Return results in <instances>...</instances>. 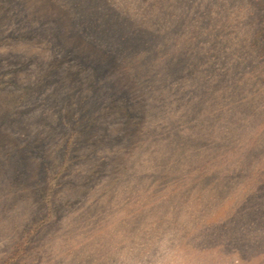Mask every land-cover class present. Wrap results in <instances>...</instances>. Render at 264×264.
<instances>
[{
    "label": "rangeland",
    "instance_id": "374dc122",
    "mask_svg": "<svg viewBox=\"0 0 264 264\" xmlns=\"http://www.w3.org/2000/svg\"><path fill=\"white\" fill-rule=\"evenodd\" d=\"M114 41L118 99L65 73L68 124L25 120L9 53ZM0 64V264H264V0H0Z\"/></svg>",
    "mask_w": 264,
    "mask_h": 264
},
{
    "label": "trees",
    "instance_id": "16d2710c",
    "mask_svg": "<svg viewBox=\"0 0 264 264\" xmlns=\"http://www.w3.org/2000/svg\"><path fill=\"white\" fill-rule=\"evenodd\" d=\"M15 2H19V0H15ZM51 22V21H50ZM49 22V23H50ZM72 23V22H71ZM49 29V31L51 30V35L52 36H57L58 33V29L56 27H47ZM86 28H84L83 26H81V31L86 32ZM36 28L32 29V32L30 34L35 33ZM72 28L67 31V36H74L72 35ZM82 32V33H84ZM90 34V33H89ZM91 35V34H90ZM58 38V37H57ZM56 38V40H57ZM117 39V37L115 38V40ZM102 44V41L99 39H95ZM67 41V39H66ZM117 41V40H116ZM106 44V43H105ZM117 44L115 41L110 43V44H106V46L110 47V50H107V56L105 57V59L97 61V62H93L92 64H87L84 65V59L80 57V59L78 57H76L72 52H73V47L72 45H70L69 47H67V51H59L57 52V54L49 57V59L47 61H43L45 64V66L40 67V71L39 73H37V76L35 77H28V81L25 83H22L20 81V76H21V72L28 70L27 72L30 73V69L31 67H34L39 65L41 60L39 58V60L36 57H29V58H25L23 56H19L17 54L14 53H9L5 58H4V70L5 68H10V73H12L11 75L8 76V80L5 81L6 86L13 88L15 90L19 91V95L14 97L16 99L15 101V105H17V109L22 112V116H25V120H30V121H34V117H29L28 116V110L29 109H33L31 111H33L34 113H37L35 120H44L46 117L49 118V116L52 114L53 117H59L63 123L65 125H67L68 123L64 120L65 119V107H66V103H67V97L69 96L71 91H76L78 88H80L82 86V79H76L74 80L72 86H70V84L68 82L64 83L61 87V85L58 87L57 85V79L59 77H64L65 73H69L70 76L75 75V73H84V71L86 72V78L89 80V88L91 87L92 94L95 95V93L97 91H99V89H103L104 91H111L112 92V97H109L110 100L111 99H118L120 92H116V91H112V86L111 84H114L115 81L112 79L110 82L105 81L104 79L106 77H109L110 75V70H111V61L113 62V58L116 59V57L114 56L115 52V48L114 45ZM104 51V50H103ZM106 51V50H105ZM68 54V56H65V59L63 57H61L60 54ZM57 55V56H56ZM59 56V57H58ZM73 56V57H71ZM22 58V59H19ZM68 61H67V60ZM14 60L16 61L15 64L10 63V65L6 66V64L8 62H14ZM66 62H69L70 64H76L73 65L75 67L76 70H72V65H68ZM79 63H82L81 66L79 65ZM2 64V62H1ZM0 64V75L4 74L7 71H4L1 67ZM78 65V67H77ZM110 67V68H109ZM7 70V69H6ZM87 70V71H86ZM9 73V72H8ZM20 74V75H19ZM32 74V72H31ZM30 74V75H31ZM23 75V74H22ZM66 75V74H65ZM72 78V77H69ZM55 81V83H53ZM57 82V83H56ZM61 88L63 90H61ZM80 91H77V93H79ZM33 94V96L29 97L27 96V94ZM65 96V99H62V97ZM7 98H12L10 96H5ZM13 98V99H14ZM46 100H49L46 102ZM61 100H64V103H60ZM98 100H100L101 102H99ZM114 100V101H115ZM83 102L85 103H89V102H95V103H101V105L107 106L109 104V101H107V104L105 101H102L101 99L96 98L93 96V98H84ZM40 103L45 104V110L39 105ZM60 105V107H59ZM100 105V104H99ZM59 107V108H58ZM70 105L67 104V109H70ZM11 108H14L13 106ZM56 108V109H55ZM53 110H56L53 111ZM11 112V110H10ZM52 112V113H50ZM51 117V116H50ZM19 118V117H18ZM101 118V116L99 117ZM26 122V121H25ZM92 127L90 126H86L84 130L90 129ZM90 133H92V130L89 131ZM42 133L43 131L37 136L38 138L36 140H38L39 143L44 142L45 140L47 141L48 137H44L42 138ZM108 131L106 130L105 133L103 134L104 136L107 135ZM101 135V136H103ZM99 136V137H101ZM32 141H33V137H32ZM29 148V147H27ZM69 149V140H67L66 142V147L65 149H63V153H66Z\"/></svg>",
    "mask_w": 264,
    "mask_h": 264
}]
</instances>
